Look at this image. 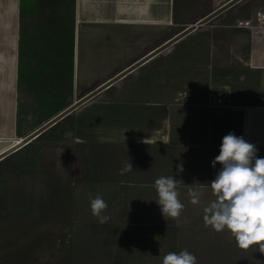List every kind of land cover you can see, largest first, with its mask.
<instances>
[{
	"label": "crops",
	"instance_id": "crops-1",
	"mask_svg": "<svg viewBox=\"0 0 264 264\" xmlns=\"http://www.w3.org/2000/svg\"><path fill=\"white\" fill-rule=\"evenodd\" d=\"M218 1L199 12L195 0H0V137L23 136L20 105L50 119L74 92L97 88L225 3L213 6ZM183 9L191 19L180 18ZM257 12L264 13V0L254 11L224 12L66 116L70 148L81 149L70 197L75 226L128 234L212 231L203 209L216 199L209 184L221 165L211 162L222 138L242 136L264 157V25H255ZM244 21L252 27L238 25ZM129 162L133 169L121 174ZM161 176L178 180V218L166 219L156 202ZM190 190L200 193L199 203ZM96 195L108 205L104 224L91 213L89 197ZM86 245L108 250L115 264H162L167 253L179 252L177 242ZM255 264H264L258 246Z\"/></svg>",
	"mask_w": 264,
	"mask_h": 264
},
{
	"label": "rangeland",
	"instance_id": "rangeland-1",
	"mask_svg": "<svg viewBox=\"0 0 264 264\" xmlns=\"http://www.w3.org/2000/svg\"><path fill=\"white\" fill-rule=\"evenodd\" d=\"M228 1L219 0L213 6ZM257 1L244 0L225 14L254 11ZM195 2L201 12L210 0ZM181 12L180 18L189 16L187 9ZM73 95L74 99L82 97L75 92ZM33 107L20 105L18 133L23 136L0 137V149L49 119L37 115V107ZM70 118L65 117L0 162V264H103V260L115 264L106 254L108 250L86 244L123 239L177 242L179 248L174 251H189L197 264H255V246L240 249L229 231L128 234L109 226H75L70 197L74 158L81 155V149L70 148Z\"/></svg>",
	"mask_w": 264,
	"mask_h": 264
},
{
	"label": "clouds",
	"instance_id": "clouds-1",
	"mask_svg": "<svg viewBox=\"0 0 264 264\" xmlns=\"http://www.w3.org/2000/svg\"><path fill=\"white\" fill-rule=\"evenodd\" d=\"M258 17L264 21V13H258ZM163 142L167 144L168 141ZM257 151L254 144L232 132L222 138L219 155L211 162L213 167L217 163L221 165L209 184L216 199L204 207L203 221L205 227L216 232L227 229L240 249L258 246L264 254V157H258ZM132 169L129 162L121 169V174ZM177 170L182 172V166ZM154 188L162 215L166 219L178 218L184 209L178 198V180L173 176H161L154 181ZM188 195L193 204L199 203L200 193L190 190ZM89 199L92 215L99 223H106L109 217L102 213L107 203L100 195ZM162 264H197V258L187 250L169 252Z\"/></svg>",
	"mask_w": 264,
	"mask_h": 264
},
{
	"label": "water",
	"instance_id": "water-1",
	"mask_svg": "<svg viewBox=\"0 0 264 264\" xmlns=\"http://www.w3.org/2000/svg\"><path fill=\"white\" fill-rule=\"evenodd\" d=\"M244 0H229L228 2L224 3L220 7L216 8L206 16L199 19L194 24L189 25L173 37H171L169 40H167L164 44L147 54L146 56H143L142 58L138 59L128 67H126L121 72L117 73L112 78L108 79L104 83H102L97 88L91 90L89 93L85 94L82 97H79L78 99L75 98L71 104L66 106L63 110L55 114L53 117L42 123L40 126H38L36 129L31 131L29 134L24 136L21 139H15V143L12 144L9 148L4 150L0 153V162L7 158L8 156L12 155L13 153L19 151L29 143H31L33 140H35L37 137H39L41 134H43L45 131H47L49 128L57 124L59 121L64 119L66 116H68L70 113H72L75 109L83 105L84 103L90 101L95 96H97L99 93L107 89L108 87L116 84L119 80H121L124 76H126L128 73L135 70L137 67L142 65L143 63L150 60L152 57L156 56L157 54L165 51L168 49L172 44H174L176 41L184 37L185 35L189 34L190 32L194 31L195 29L204 26L205 24L209 23L216 17L220 16L230 8L234 7L235 5L241 3Z\"/></svg>",
	"mask_w": 264,
	"mask_h": 264
},
{
	"label": "built area",
	"instance_id": "built-area-1",
	"mask_svg": "<svg viewBox=\"0 0 264 264\" xmlns=\"http://www.w3.org/2000/svg\"><path fill=\"white\" fill-rule=\"evenodd\" d=\"M258 13L260 12H257L254 16V19H255V25L257 26H262L264 25V21H261V19L258 17ZM239 26H244V27H248V28H251L252 27V21H244V22H239L238 23ZM216 103L218 105L222 104V100L221 99H218L216 101Z\"/></svg>",
	"mask_w": 264,
	"mask_h": 264
},
{
	"label": "bare ground",
	"instance_id": "bare-ground-1",
	"mask_svg": "<svg viewBox=\"0 0 264 264\" xmlns=\"http://www.w3.org/2000/svg\"><path fill=\"white\" fill-rule=\"evenodd\" d=\"M14 143H15V142H14ZM9 147H10V146H9ZM9 147H7V148H9ZM7 148H5V149H3L2 151H0V153L3 152L4 150H6Z\"/></svg>",
	"mask_w": 264,
	"mask_h": 264
}]
</instances>
